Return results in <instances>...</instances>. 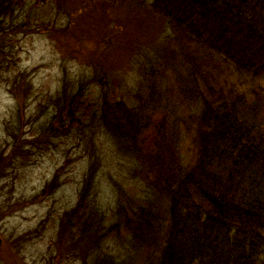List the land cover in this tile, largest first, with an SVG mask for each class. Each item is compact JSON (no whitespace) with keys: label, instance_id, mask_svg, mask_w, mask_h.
<instances>
[{"label":"trees","instance_id":"1","mask_svg":"<svg viewBox=\"0 0 264 264\" xmlns=\"http://www.w3.org/2000/svg\"><path fill=\"white\" fill-rule=\"evenodd\" d=\"M26 1L0 0V69L10 60L18 73L9 90L18 132L0 139V222L60 190L64 166L38 193L13 198L8 180L42 146L58 150L77 137L91 151L92 137L84 138L100 133L134 162L144 196L118 188L109 204L96 185L98 156L89 155L76 203L49 228L56 252L82 264H264V0H153L165 41L144 54L132 88L95 73L42 97L16 66L19 34L49 30L32 25ZM44 230L40 224L35 238ZM111 239L125 245L128 260L106 251ZM5 248L0 264H18Z\"/></svg>","mask_w":264,"mask_h":264},{"label":"rangeland","instance_id":"2","mask_svg":"<svg viewBox=\"0 0 264 264\" xmlns=\"http://www.w3.org/2000/svg\"><path fill=\"white\" fill-rule=\"evenodd\" d=\"M33 1L23 3L32 11V25L43 22L49 30L20 33L14 50L16 66L28 73L25 80L34 85L33 96L37 91L42 97L54 92L64 81H79L81 76L94 79L95 73H106L110 78L114 76L124 86L132 88L137 81L139 65L145 64L144 54L154 44L165 41V23L150 13L149 5L153 0H41L39 7L34 6ZM36 13L39 17H35ZM49 24L54 27L50 29ZM16 71L10 60L1 64L0 139L9 142L13 140L10 132H18L13 130L18 125V103L9 92L10 80L18 74ZM31 130L26 126L23 135H30ZM90 133L84 140L92 137L93 150L88 151L85 143H78L77 137L62 142L58 150L52 147L51 151H45L42 146V153L38 152L40 156H34L27 166L33 165L17 169L16 176L8 180L14 185L13 198H28L38 193L55 171L64 166L59 177L62 185L54 196L48 201L31 203L0 222V259L7 247L16 253L18 264L84 263L80 257L69 260V253L56 252L51 244L55 232L49 228L62 212L76 203L89 155H93L92 158L98 156L96 185L109 204H114L119 190L137 198L144 196L142 187L132 175L134 162L120 154L106 134ZM22 139L27 141L23 136ZM8 188H4L3 197L8 195ZM40 224L45 229V236L35 238ZM31 230L34 237L29 238L28 231ZM21 235L24 237L20 240ZM19 241L21 250L16 243ZM106 251L117 256L119 262L129 259L125 245L118 244L115 239L110 240ZM131 264H141V261L135 259Z\"/></svg>","mask_w":264,"mask_h":264},{"label":"water","instance_id":"3","mask_svg":"<svg viewBox=\"0 0 264 264\" xmlns=\"http://www.w3.org/2000/svg\"><path fill=\"white\" fill-rule=\"evenodd\" d=\"M1 245H2V240H1V238H0V249H1Z\"/></svg>","mask_w":264,"mask_h":264}]
</instances>
